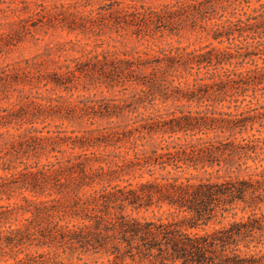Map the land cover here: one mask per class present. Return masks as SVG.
I'll return each mask as SVG.
<instances>
[{
  "label": "clouds",
  "instance_id": "9594fccd",
  "mask_svg": "<svg viewBox=\"0 0 264 264\" xmlns=\"http://www.w3.org/2000/svg\"><path fill=\"white\" fill-rule=\"evenodd\" d=\"M0 264H264V0H0Z\"/></svg>",
  "mask_w": 264,
  "mask_h": 264
}]
</instances>
